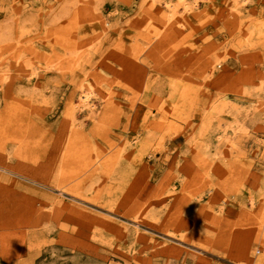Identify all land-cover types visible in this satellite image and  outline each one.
<instances>
[{
  "label": "rangeland",
  "instance_id": "obj_1",
  "mask_svg": "<svg viewBox=\"0 0 264 264\" xmlns=\"http://www.w3.org/2000/svg\"><path fill=\"white\" fill-rule=\"evenodd\" d=\"M160 1L0 0V264H264V0Z\"/></svg>",
  "mask_w": 264,
  "mask_h": 264
},
{
  "label": "bare ground",
  "instance_id": "obj_2",
  "mask_svg": "<svg viewBox=\"0 0 264 264\" xmlns=\"http://www.w3.org/2000/svg\"><path fill=\"white\" fill-rule=\"evenodd\" d=\"M160 1V0H159ZM162 1V0H161ZM160 1V2H161ZM164 1V3H165V5H167L168 7H172L173 9H175V5H174V3H172V0H163ZM233 1V0H232ZM194 2V1H193ZM237 2V1H236ZM245 3V2H244ZM175 4H177V5H181V6H187L188 5V2H187V0H177L176 1V3ZM159 5V4H158ZM238 12V11H237ZM240 13V12H239ZM239 15H241V14H239ZM243 15V14H242ZM173 16V15H172ZM174 17V16H173ZM172 17V18H173ZM168 20H170L171 21V19H168ZM190 20V19H189ZM187 21V20H186ZM246 21V20H245ZM254 28V27H253ZM81 101H82V103H87V96H82L81 98Z\"/></svg>",
  "mask_w": 264,
  "mask_h": 264
}]
</instances>
